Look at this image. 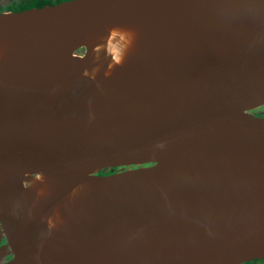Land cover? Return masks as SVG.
Masks as SVG:
<instances>
[{"label":"water","instance_id":"obj_1","mask_svg":"<svg viewBox=\"0 0 264 264\" xmlns=\"http://www.w3.org/2000/svg\"><path fill=\"white\" fill-rule=\"evenodd\" d=\"M263 105L264 0L0 13L6 264L264 258Z\"/></svg>","mask_w":264,"mask_h":264},{"label":"flooded vegetation","instance_id":"obj_2","mask_svg":"<svg viewBox=\"0 0 264 264\" xmlns=\"http://www.w3.org/2000/svg\"><path fill=\"white\" fill-rule=\"evenodd\" d=\"M71 1L74 0H0V13H19L32 9L53 7ZM249 113L257 118H264V105ZM108 174L109 172L106 173V175ZM11 259L10 248L0 231V264H6ZM237 264H264V258L251 259Z\"/></svg>","mask_w":264,"mask_h":264},{"label":"clouds","instance_id":"obj_3","mask_svg":"<svg viewBox=\"0 0 264 264\" xmlns=\"http://www.w3.org/2000/svg\"><path fill=\"white\" fill-rule=\"evenodd\" d=\"M250 18L253 19V20H258V19H259V16H258V15H251ZM159 146H160V147H163L162 144L159 145Z\"/></svg>","mask_w":264,"mask_h":264}]
</instances>
